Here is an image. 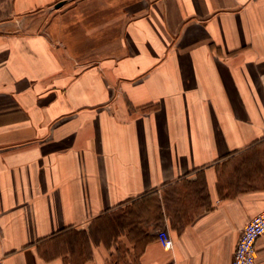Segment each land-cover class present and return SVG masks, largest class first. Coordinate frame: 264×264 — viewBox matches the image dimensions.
Instances as JSON below:
<instances>
[{
  "label": "crops",
  "instance_id": "0c3cea01",
  "mask_svg": "<svg viewBox=\"0 0 264 264\" xmlns=\"http://www.w3.org/2000/svg\"><path fill=\"white\" fill-rule=\"evenodd\" d=\"M262 210L264 0H0L3 264H231Z\"/></svg>",
  "mask_w": 264,
  "mask_h": 264
},
{
  "label": "built area",
  "instance_id": "2783aa9c",
  "mask_svg": "<svg viewBox=\"0 0 264 264\" xmlns=\"http://www.w3.org/2000/svg\"><path fill=\"white\" fill-rule=\"evenodd\" d=\"M264 234V210L252 216L241 230L231 264H259L255 256V245ZM160 243L165 249L172 248V238L167 229L158 232ZM0 264L3 262L0 260Z\"/></svg>",
  "mask_w": 264,
  "mask_h": 264
},
{
  "label": "water",
  "instance_id": "95a60500",
  "mask_svg": "<svg viewBox=\"0 0 264 264\" xmlns=\"http://www.w3.org/2000/svg\"><path fill=\"white\" fill-rule=\"evenodd\" d=\"M61 4V2H59L57 5H60Z\"/></svg>",
  "mask_w": 264,
  "mask_h": 264
}]
</instances>
